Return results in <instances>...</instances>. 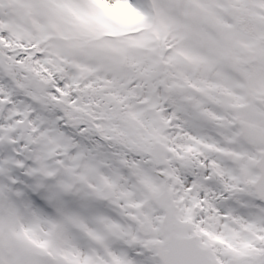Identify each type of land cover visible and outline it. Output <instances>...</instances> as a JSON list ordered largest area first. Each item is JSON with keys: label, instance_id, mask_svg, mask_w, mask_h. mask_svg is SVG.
Returning a JSON list of instances; mask_svg holds the SVG:
<instances>
[{"label": "snow or ice", "instance_id": "1", "mask_svg": "<svg viewBox=\"0 0 264 264\" xmlns=\"http://www.w3.org/2000/svg\"><path fill=\"white\" fill-rule=\"evenodd\" d=\"M0 264H264V0H0Z\"/></svg>", "mask_w": 264, "mask_h": 264}]
</instances>
